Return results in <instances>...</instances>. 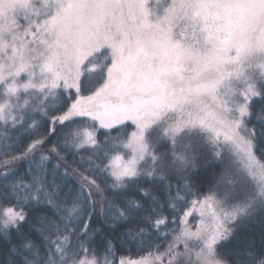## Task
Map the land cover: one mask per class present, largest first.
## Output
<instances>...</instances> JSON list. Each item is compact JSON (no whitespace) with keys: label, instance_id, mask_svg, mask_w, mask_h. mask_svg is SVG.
<instances>
[{"label":"snow or ice","instance_id":"6c2138e0","mask_svg":"<svg viewBox=\"0 0 264 264\" xmlns=\"http://www.w3.org/2000/svg\"><path fill=\"white\" fill-rule=\"evenodd\" d=\"M0 264H264V0H0Z\"/></svg>","mask_w":264,"mask_h":264},{"label":"trees","instance_id":"16d2710c","mask_svg":"<svg viewBox=\"0 0 264 264\" xmlns=\"http://www.w3.org/2000/svg\"><path fill=\"white\" fill-rule=\"evenodd\" d=\"M121 255H128V253H120ZM131 255L133 256V257H135V251L133 250V252L131 253Z\"/></svg>","mask_w":264,"mask_h":264}]
</instances>
